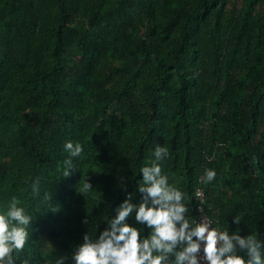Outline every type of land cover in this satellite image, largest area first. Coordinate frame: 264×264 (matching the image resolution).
I'll return each instance as SVG.
<instances>
[{
    "label": "trees",
    "instance_id": "trees-1",
    "mask_svg": "<svg viewBox=\"0 0 264 264\" xmlns=\"http://www.w3.org/2000/svg\"><path fill=\"white\" fill-rule=\"evenodd\" d=\"M69 139L84 150L64 176ZM157 143L190 219L200 205L264 239V0H0V202L34 215L19 260L73 264L85 231L139 202Z\"/></svg>",
    "mask_w": 264,
    "mask_h": 264
},
{
    "label": "clouds",
    "instance_id": "clouds-1",
    "mask_svg": "<svg viewBox=\"0 0 264 264\" xmlns=\"http://www.w3.org/2000/svg\"><path fill=\"white\" fill-rule=\"evenodd\" d=\"M64 149L68 156L63 175L68 176L75 167L73 158L84 148L80 141L69 139ZM152 155L150 163L140 168L139 202L133 199L134 192H129L102 230L85 231L71 253L73 264H264V239L255 233L241 234L214 226L208 219H190L185 192L162 171L169 148L157 143ZM216 175L215 168H207L204 178L212 181ZM92 187L86 178L82 189ZM31 190L39 195L38 177L31 182ZM51 198L52 194H46L45 199ZM33 219L18 196L0 202V264H29L27 259L19 260L18 253L30 238ZM240 221L234 216V223ZM67 259V255H57L53 264H65Z\"/></svg>",
    "mask_w": 264,
    "mask_h": 264
},
{
    "label": "built area",
    "instance_id": "built-area-1",
    "mask_svg": "<svg viewBox=\"0 0 264 264\" xmlns=\"http://www.w3.org/2000/svg\"><path fill=\"white\" fill-rule=\"evenodd\" d=\"M195 195H196L197 198H199V200L202 201V199H203V191H202V189L200 187L196 188ZM198 210L199 211H198V214H197V221L200 220V219H208L206 216L203 215L200 205L198 206Z\"/></svg>",
    "mask_w": 264,
    "mask_h": 264
}]
</instances>
